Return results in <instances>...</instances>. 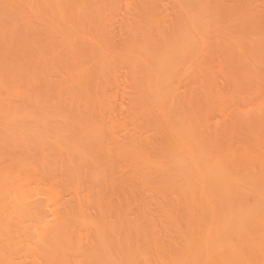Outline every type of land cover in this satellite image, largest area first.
<instances>
[{"label":"bare ground","instance_id":"6f19581e","mask_svg":"<svg viewBox=\"0 0 264 264\" xmlns=\"http://www.w3.org/2000/svg\"><path fill=\"white\" fill-rule=\"evenodd\" d=\"M0 264H264V0H0Z\"/></svg>","mask_w":264,"mask_h":264}]
</instances>
